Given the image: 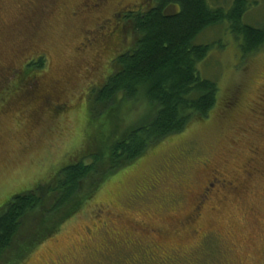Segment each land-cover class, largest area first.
<instances>
[{"label": "rangeland", "instance_id": "rangeland-1", "mask_svg": "<svg viewBox=\"0 0 264 264\" xmlns=\"http://www.w3.org/2000/svg\"><path fill=\"white\" fill-rule=\"evenodd\" d=\"M234 1L207 0L225 12ZM246 1L243 23L264 28V0ZM96 4L0 0V207L80 154L92 131L88 87L106 81L109 62L132 45L118 12L155 0ZM196 42L212 46L198 66L219 89L211 117L111 176L22 264H264V48L244 56L229 22ZM42 55L35 100L19 101L17 69ZM214 176L228 185L196 206Z\"/></svg>", "mask_w": 264, "mask_h": 264}, {"label": "trees", "instance_id": "trees-1", "mask_svg": "<svg viewBox=\"0 0 264 264\" xmlns=\"http://www.w3.org/2000/svg\"><path fill=\"white\" fill-rule=\"evenodd\" d=\"M247 4L235 0L225 12L212 9L207 0H155L149 9L128 11L118 19L117 25L130 31L132 45L109 62L112 72L106 81L103 77L101 84L88 87L91 135L80 154L64 159L51 179L0 207V264H22L80 213L111 176L211 117L219 89L201 77L198 66L212 46L196 40L229 22L244 56L260 51L264 28L243 23ZM45 65L42 55L17 69L23 76L14 97L33 101V85Z\"/></svg>", "mask_w": 264, "mask_h": 264}, {"label": "flooded vegetation", "instance_id": "flooded-vegetation-1", "mask_svg": "<svg viewBox=\"0 0 264 264\" xmlns=\"http://www.w3.org/2000/svg\"><path fill=\"white\" fill-rule=\"evenodd\" d=\"M96 1H97V4L95 6L98 9L99 8L101 9L102 7H104L106 5V3L108 2V0H96ZM127 11H129V10L128 9L127 10H120L118 12L117 17L118 18L122 17L124 15V13L127 12ZM94 36L97 37V34L94 35ZM88 41L91 42V43H96L97 42V38L96 39H89ZM226 184H227V182L225 180H220L218 177H215V176L211 180H207L204 183L203 187L201 188V193H199L198 196H197V202L198 203H197L196 206L203 205L206 202V200L209 198L210 195H214L215 192H219L220 191V188L221 189L224 188L226 186ZM194 211H195V215H199L200 208H197ZM189 220L190 221H187V223H190L191 222V216L189 217ZM162 247L163 246H161L160 248H162ZM157 248H159V246ZM146 253H149V252L146 251ZM168 259L170 260V258H168ZM176 262L177 261L172 260V262L170 264H180V263H176ZM166 263H167V260H165L163 262V264H166ZM181 263L182 264H186L187 262L184 259V261H182Z\"/></svg>", "mask_w": 264, "mask_h": 264}]
</instances>
